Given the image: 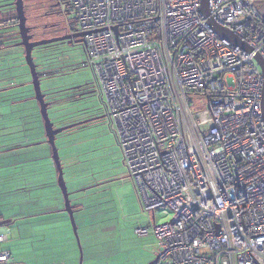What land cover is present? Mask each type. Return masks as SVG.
<instances>
[{
  "label": "built area",
  "instance_id": "2783aa9c",
  "mask_svg": "<svg viewBox=\"0 0 264 264\" xmlns=\"http://www.w3.org/2000/svg\"><path fill=\"white\" fill-rule=\"evenodd\" d=\"M263 2L209 0L206 16L201 0H68L144 207L172 210L152 264H264Z\"/></svg>",
  "mask_w": 264,
  "mask_h": 264
},
{
  "label": "rangeland",
  "instance_id": "374dc122",
  "mask_svg": "<svg viewBox=\"0 0 264 264\" xmlns=\"http://www.w3.org/2000/svg\"><path fill=\"white\" fill-rule=\"evenodd\" d=\"M45 2L24 0L28 25H40L32 32L34 40L55 37L57 30L50 25L46 27V23L52 21L56 25L62 21L60 16L46 17ZM70 16L75 17L74 13ZM63 22L67 23L65 18ZM33 55L39 71L56 69L57 72L53 77L42 78L44 93L60 91L53 95L57 100L49 109L55 126L89 122L63 131L56 141L72 205L77 208L74 214L77 235L69 213L60 211L65 208V199L56 179L54 189L51 186L46 189V201L61 209L49 207L55 213L36 218L18 215L20 219H11L4 244L12 252L11 263L80 264L82 257V264H151L160 249V242L153 234L154 224L170 221L172 210L162 207L153 214L145 209L142 195L128 174L114 126L104 117V100L96 92L82 99L72 97L70 90L62 92L95 82L93 69L85 63L84 47L41 46L35 48ZM72 62L79 63L80 68L70 71ZM30 80L33 105L39 107L32 75ZM207 103V98L195 99L194 113H201ZM84 108L86 113L82 111ZM41 121L44 126L42 115ZM45 145L50 151V145ZM143 228L150 229V233L137 231Z\"/></svg>",
  "mask_w": 264,
  "mask_h": 264
},
{
  "label": "crops",
  "instance_id": "0c3cea01",
  "mask_svg": "<svg viewBox=\"0 0 264 264\" xmlns=\"http://www.w3.org/2000/svg\"><path fill=\"white\" fill-rule=\"evenodd\" d=\"M14 18V11L0 10V231L18 215L36 218L61 209L46 201V189H54L59 174L45 145L39 107L33 105L30 68L24 48L16 46Z\"/></svg>",
  "mask_w": 264,
  "mask_h": 264
},
{
  "label": "water",
  "instance_id": "95a60500",
  "mask_svg": "<svg viewBox=\"0 0 264 264\" xmlns=\"http://www.w3.org/2000/svg\"><path fill=\"white\" fill-rule=\"evenodd\" d=\"M13 5L15 6L16 13H17V19H18V29H19V36L20 41L16 44V46H22L25 50V59L26 63L30 68V72L32 75V85L34 88V95L35 99L39 103L40 107V113L42 115L43 121H44V127H45V133L47 142L51 146L52 149V159L56 165V168L58 170V185L60 186L64 199H65V208L62 211H66L69 213L72 221V225L75 231V234L77 235V228H76V221H75V210L72 205V201L70 198L71 192H69V189L67 187V183L65 181V173H64V167L62 165L59 148L57 146V136L62 133L63 131L69 130L79 124H83L89 121H84L83 123H76L71 124L63 127L57 128L53 121L49 117V108L50 103L46 100V93H44L42 89V76L41 73L38 70V65L35 62L33 52L35 48L50 45L56 42L64 41L67 39H71L75 36H83L84 33H77L76 35H66V36H60V37H52L49 39H42V40H34V35L31 33L32 27L28 25V18L26 15L25 10V3L24 0H14ZM201 9L202 12L208 16L209 15V0H201ZM210 25L213 28V30L223 39L229 40L235 45H240L244 49L248 51H252V49L245 43L242 42V40L236 36L233 32L219 26L216 24L212 19H210ZM78 42H83L84 39H79ZM257 60L259 61L261 68L263 70V76H264V60L261 58L260 55L256 56ZM262 107H263V114H264V87H263V99H262ZM153 219L155 221V216H153ZM154 262V261H153ZM152 262V263H153ZM151 263V264H152ZM80 264H82V257L80 260Z\"/></svg>",
  "mask_w": 264,
  "mask_h": 264
},
{
  "label": "flooded vegetation",
  "instance_id": "af4514ba",
  "mask_svg": "<svg viewBox=\"0 0 264 264\" xmlns=\"http://www.w3.org/2000/svg\"><path fill=\"white\" fill-rule=\"evenodd\" d=\"M68 2V0H46L45 2V8H46V17L47 18H51L52 16H60L62 18V21L57 22L56 25H54L52 23V21H50L49 23H46V27L48 25V27L56 29L57 30V34L55 35V37H60V36H66V35H76L77 33H80V31H78V26H77V22L75 20H73L71 23H69L67 21V23L65 24L63 22L64 17H65V6L66 3ZM68 19V18H65ZM62 24V25H61ZM30 27H32L31 33L38 27H40V25L38 24H32ZM33 34V33H32ZM34 35V34H33ZM82 36H75L71 39H67L64 41H60V42H56L53 44H57V45H65V46H69L70 48L72 47H76V46H83L84 47V43L83 42H78L79 39H82ZM85 50V48H84ZM86 53V52H85ZM88 66V65H87ZM70 71H75L77 69L80 68V64L79 63H75L72 62L70 65ZM48 70H44V71H39L41 73L42 78L44 77H48L47 75L49 74V72H47ZM68 90H70V92L72 93L71 96L74 97L75 99H82L83 97H87L90 92L92 91V94L94 92H96L95 86L94 84L90 85V84H79L76 85L75 87L69 88ZM67 90V91H68ZM48 94V93H46ZM46 100L47 102H49L50 104L52 103L53 100L49 99L48 96H46ZM86 108H84L83 110H85ZM104 111V110H103ZM104 117H107L106 112H103ZM75 212L77 210V208L75 206H73Z\"/></svg>",
  "mask_w": 264,
  "mask_h": 264
},
{
  "label": "trees",
  "instance_id": "16d2710c",
  "mask_svg": "<svg viewBox=\"0 0 264 264\" xmlns=\"http://www.w3.org/2000/svg\"><path fill=\"white\" fill-rule=\"evenodd\" d=\"M13 1L14 0H0V10H12V11H14V13H15V26H16V29H17V34H18V38L20 39V36H19V29H18V19H17V13H16V9H15V6L13 5ZM65 17L64 18H68V19H66V21H68L69 23H71L73 20H74V18H72L70 15H71V12L69 11V9H68V2L66 3V6H65ZM55 45H57V44H50V45H45V46H42V47H47V48H49V47H53V46H55ZM43 57H45V55H43ZM86 63V62H85ZM86 65H88L87 63H86ZM38 67H39V65H38ZM55 70L56 69H52V70H50V71H47V72H50L47 76L48 77H53L57 72H55ZM94 86H95V82H94ZM68 89H65V90H62V92H65V91H67ZM58 92H60V91H57V92H55V93H58ZM47 93L48 94H46L47 96H50V97H48L49 99H51V100H53L52 101V103L50 104V108L52 107V105H53V103L54 102H56V100L57 99H55V97H53V95L55 94L54 92H50L49 90L47 91ZM90 94H92V91L90 92ZM49 108V109H50ZM83 112H87V109H85V110H82ZM104 111H105V108H104ZM106 112V111H105Z\"/></svg>",
  "mask_w": 264,
  "mask_h": 264
}]
</instances>
